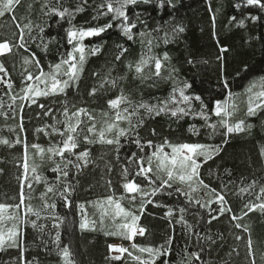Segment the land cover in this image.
I'll return each instance as SVG.
<instances>
[{
	"label": "trees",
	"instance_id": "obj_1",
	"mask_svg": "<svg viewBox=\"0 0 264 264\" xmlns=\"http://www.w3.org/2000/svg\"><path fill=\"white\" fill-rule=\"evenodd\" d=\"M44 2L45 0H22L21 6L16 9L17 17L28 16L34 23L45 27L43 43L35 40L29 43L28 52L18 49L14 50V55L0 58L4 60L10 71L16 92H19L20 73L25 68L33 73L38 72L31 63L24 65V58L30 59V54L35 53L43 70L48 72L49 65L58 63L60 58L72 48L66 36V29L71 25L66 20L57 23L56 18L44 17L40 11ZM101 2L102 0H88L84 10L75 13L72 24L77 27H88L107 23L109 17L98 16L93 20V16L96 15L95 7ZM62 3L74 11L81 4V0H62ZM172 3L174 7L167 5L159 7L156 0L149 4L138 3L129 6V15H138L143 21V25L138 22L137 29L134 30L137 35L129 41L114 26L101 36L85 39L83 43L87 49L99 47L101 51L96 55H91L89 51L83 71L77 83L67 89V96L41 97L38 103L51 107L54 110L53 115L57 119H63L60 112L67 99L75 107L88 108L99 128L107 119L104 113L111 114L107 105L108 99L121 94L133 103L146 102L155 105L168 99L173 87L182 86L184 82L195 81L194 87L186 94H199L202 89H211V94L204 92V100L208 104V108L204 111L209 117L208 121L199 115L201 112L199 101L193 100V111L187 115L178 114V117H173L170 112L148 116L141 109L140 117L143 119V124L136 131L142 141L152 140L155 145L167 141L170 144L201 143L214 148L218 146V154H213L212 158L203 163L199 169V179L203 180L209 189L223 191L233 211L239 215L242 203L249 197L245 193L238 198L235 193L239 188L250 184L253 179L264 181V155H262L264 111H258L251 117L246 115L249 87L255 84L253 92L264 90L261 82V77H264V12L255 6L246 5L244 0H172ZM29 4L32 5L31 10L28 9ZM253 15L260 18L253 21L251 19ZM232 17L236 18L235 21L231 20ZM240 20H244L243 26H239ZM175 27H183L184 31L175 33L173 32ZM13 31L15 29L9 17L0 18V39L11 38ZM139 33L145 35L141 36ZM44 44L47 45L46 49ZM118 46L127 49L120 61L115 60ZM149 48H151L150 52ZM164 53L168 54L169 60L163 62L162 78L141 80L136 77L134 66L142 57L162 58ZM129 64L133 65V70L128 68ZM150 67L154 71V66ZM169 73L171 78H168ZM145 74H150L149 68H145ZM105 77L117 79V86L112 88L106 85L105 89L99 90L95 96H89L92 87H99L100 81ZM225 80L229 84L226 90L221 87ZM4 91L3 85H0V94ZM229 92L232 93L231 96L228 95ZM213 97L222 101L231 98L235 111L234 118L230 119V122L243 119L245 124L251 127H246L243 132L228 135H224L222 128H218L216 133H213L207 125L217 123L220 119L210 111ZM3 100L5 104L9 102L7 96H4ZM42 111L36 105L25 106L22 113L25 129L23 132L19 126L21 113L18 109L15 116L0 115V140L6 139L12 145L0 143V203L18 202L17 177L21 169L17 165L21 162L24 149L22 144L14 143L16 138H26L29 145L38 143L45 148L50 143L60 140L58 135L45 136L43 132L36 131L37 128L53 123L51 116H37V113ZM136 119L133 117L134 123ZM62 126L58 125V127ZM121 127L127 128V122L121 123ZM48 131L51 132V129L49 128ZM130 135L135 138V133ZM121 143L123 148L118 154V160L114 146L99 143L87 145L86 147L91 151L92 163L75 176L72 205L66 207L62 201H56L57 206L54 211L63 221L59 228L60 247L69 246L75 264H134L125 255L121 261L108 259L107 257L113 255L109 253L108 245L126 246L133 242L140 246L157 247L169 236L173 237L171 252L160 257L156 264H165V262L181 264L182 259H186L185 248L189 251H199L200 247L204 248L202 258L207 264H249L250 259H255L256 264H264L262 258L264 257V214L254 212L243 217L240 223L249 228V232H244L235 228L236 222L230 219V214L225 213L209 223L207 210L191 204L184 213L185 220L193 225V232H199L201 237L212 238L211 241L198 242L195 235L189 236L181 224L175 223L179 218L178 208L183 206L184 198L175 193L168 196L166 191L153 197V200L160 205L177 209L171 223L169 218L165 217L166 207L146 204L139 220V226L146 229L144 236L137 235L133 241H128L120 236L108 235V232L116 230L118 224L111 223L109 219L100 222L101 216L96 211L99 201L111 195L126 209L137 211L139 208V199L132 202L121 186L125 182L121 176L122 167L125 166L130 152H139V149L126 138H121ZM151 151L152 149H146V152ZM29 156L30 162L39 166L38 173L46 177L49 183L53 182L55 180V174L51 172L53 165L47 156L41 160L31 148ZM199 159L203 161L204 157ZM108 166H111V172L107 170ZM132 167L135 168V165ZM225 184H228L227 189L222 188ZM143 186L145 190H150L146 181L143 182ZM44 191L43 181L33 184L30 201L33 207H41L40 194ZM48 195L52 196L51 193ZM194 197H205V190L201 188L194 193ZM208 198L214 199V197H205ZM81 205L83 212L79 207ZM212 207L218 208V205L213 204ZM137 214L140 215L139 211ZM85 216L89 221H95L94 230L91 227L80 228ZM32 219L36 218L32 217ZM54 223L59 221L42 215L41 219L37 220V224L44 226L43 231L31 225L24 229V256L32 261V264H65L53 242L57 231L53 227ZM238 234L245 239L251 237L255 249L254 257L247 256L244 240L235 239ZM19 254L20 250L17 248L0 251V264H19Z\"/></svg>",
	"mask_w": 264,
	"mask_h": 264
},
{
	"label": "snow or ice",
	"instance_id": "obj_2",
	"mask_svg": "<svg viewBox=\"0 0 264 264\" xmlns=\"http://www.w3.org/2000/svg\"><path fill=\"white\" fill-rule=\"evenodd\" d=\"M152 2L153 0H102L95 7L96 15L93 16V20L97 19L98 16H104L109 17L108 22L97 26L77 27L72 24V19H74L75 13L84 10V7L88 4V0H81V4L74 11L69 7H65L62 0H45L40 9L44 17L49 19L56 18L57 23L66 20L71 25V27L66 29L67 41L72 45L71 50L67 51L58 63L49 65L48 72L43 70V66L40 64L35 53L30 54V59L28 57L24 58V65L31 63L38 72L33 73L25 68L20 73L19 92L14 91L15 85L10 71L6 67L4 60L0 59V85H3L5 89L0 94V115H4L5 117L15 116L18 109L21 113V123L19 126L23 132L25 131L22 115L24 108L25 106L31 107L32 105H36L43 110L42 113H37V116H51L53 120L51 125L46 124L42 128H37L36 131L43 132L45 136L58 135L60 137V140L50 143L47 148L38 143L29 145L26 138L21 139L17 137L14 141L15 144H22L24 149L21 162L17 165L21 169L17 177L19 182L18 202L0 203V251L6 250V248L19 249V264H32V261L27 260L24 256V229L31 225V227L40 228L43 231L44 226L37 224V220L41 219L42 215L45 218L59 221V223L53 224V227L57 229L53 242L56 244L59 255L65 264H75L69 246L60 247L59 228L63 221L56 215L54 210L57 206V200L62 201L66 207L72 205V196L75 192L76 183L75 176L83 168L92 163L91 151L86 146L96 143L114 146L117 160L119 159L118 154L123 148L121 138L128 139L130 143H133L139 149V152H130L125 166L122 167L121 176L125 182L121 186L132 202H136L139 199L137 211H139L140 215L137 214V211L126 209L118 199L109 195L100 207V222L103 223V218L106 215H111L113 218L120 217L124 222L118 224L115 231L108 232V235L120 236L128 241L134 240L137 235L144 236L146 229L139 226V220L145 210L146 204L166 207L165 217L169 218L171 223L177 209H173L167 205H160L157 201L153 200V197L165 191L168 196H172L175 193L184 198L182 202L183 206L178 208L179 218L175 220V223L181 224L187 230L189 236L195 235L198 242L202 240L211 241L212 238L201 237L199 232H193V225L185 220L184 213L191 204L198 205L200 208L207 210L209 223L223 216L225 213L230 214V219L236 222L234 224L235 228L242 229L244 232H249V228L240 223L243 217L254 212L264 214V181L253 179L250 184L239 188L238 192L235 193L238 198L245 193L249 197L244 200L240 208V214L237 215L223 191L209 189V186L199 179V169L203 163L212 158L213 154H218V146L214 148L211 145L201 143L170 144L167 141L163 144L155 145L152 140L145 142L139 138V133L136 130L143 124V119L140 117L141 109L148 116L153 114L158 116L161 112H170L173 117H178V114L187 115L192 112V101L195 100L200 103L201 112L199 115L208 121L209 117L204 111V109L208 108V104L204 100V92L211 94V89H202L199 94H186L189 89L194 87L195 81L191 83L184 82L182 86L173 87L169 98L155 105L146 102L133 103L123 94L108 99L107 105L111 110V114L109 112L104 113L107 119L99 128L97 127L95 117L88 108L75 107L67 99H65L62 111L60 112L63 119H57L53 115L54 110L51 107L38 103L41 97L67 96V89L77 83L83 71L86 55L89 54V51L91 55H96L101 51L99 47L87 49L83 43L85 39L101 36L115 26L127 40L131 41L137 35V32L134 30L137 29L138 22L143 25V21L140 20L138 15H129V6ZM244 2L246 5L255 6L264 12V0H244ZM21 4L22 0H0V18L8 16L15 29L12 32L11 38L0 39V58L14 55V50L18 49L28 52L29 43L35 40H40L43 43L45 27L34 23L28 16L17 17L16 9ZM156 4L159 7H164L165 5L174 7L172 0H156ZM31 8L32 5L29 4L28 9L31 10ZM259 18L255 15L251 16L253 21ZM235 19V17L231 18L233 21ZM212 22L214 26V16ZM238 24L239 26H243L244 20L238 21ZM183 31V27H175L173 29L175 33ZM139 34L141 36L145 35V33ZM149 44H151V41H149ZM43 46L45 49L47 48L46 44ZM150 51L151 48H149ZM126 52V48L118 46V54L115 56V60L120 61ZM168 60L167 53H164L162 58L156 56L142 57L134 66L136 77L141 80L162 78V71L164 70L163 62ZM189 63H192V61H189ZM150 66H154V71L151 70ZM128 68L133 70V65L129 64ZM145 68L150 69V74H145ZM94 75L97 74L94 73ZM168 78H171V73H169ZM120 79H123V77H120ZM261 82L262 89H264V77H261ZM117 83V79L105 77L100 81L99 87H92L88 95L95 96L99 90H104L106 85L115 88ZM221 87L225 90L228 89V82L225 80L221 84ZM254 88L255 84H252L248 89L250 95L246 115L249 117L255 116L258 111H264V90L253 92ZM228 95L231 96L232 93L229 92ZM4 96L8 97L9 102L7 104L4 103ZM73 108L75 110H72ZM4 109L7 110L5 111ZM210 111L212 115L220 118L217 123H208L207 125L212 129L213 133H216L218 128H222L224 129V135H228L234 132H243L246 127H251V125H246L243 119L230 122L235 107L233 106L230 111L226 103L215 97H213ZM133 117L137 118L135 123L133 122ZM123 122H127V128L121 127V123ZM58 125L63 126L58 127ZM49 128L51 132L48 131ZM131 133H135V138L130 135ZM153 135H155V129H153ZM0 143L12 146L6 139L0 140ZM166 147L170 151H165ZM30 148L35 150L36 155H39L41 160H44V157L47 156V159L53 165L51 168V172L55 174L53 182L49 183L46 177L38 173L39 166L34 162H30ZM146 149H152V151L146 152ZM262 155H264V152H262ZM200 157H204V160L201 161ZM132 165H135V168ZM107 170L111 172V166H108ZM41 181L45 183V191L40 194L41 207L35 208L30 203L33 184L40 183ZM144 181L147 182L150 190H145L143 186ZM109 183L111 182L109 181ZM229 183L231 182L229 181ZM201 188L205 190V197H214V199L194 197V193ZM222 188L227 189L228 184L223 185ZM49 193L52 194L51 197H49ZM213 204L218 205V208H213ZM79 207L83 212V206ZM107 209H111V211L109 212ZM32 217L36 219H32ZM94 226L95 221H89L86 216L80 223L81 229L91 227L94 230ZM235 239L237 241H245L246 254L249 258L255 256V249L250 236L245 239V237L238 234L235 236ZM172 242L173 237L169 236L163 244L157 247L140 246L132 243L130 246L132 250L123 245L109 244V253L118 254L110 255L107 258L113 261H121L124 258V254H127V257L134 264H156V261L160 257L170 254ZM184 251L186 259H182L181 264H207L202 258L203 247H200L199 251H189L187 248ZM233 251H236V249H233ZM134 252L140 254L137 255ZM143 254H147V256L144 257ZM249 264H256L255 259H250Z\"/></svg>",
	"mask_w": 264,
	"mask_h": 264
},
{
	"label": "rangeland",
	"instance_id": "obj_3",
	"mask_svg": "<svg viewBox=\"0 0 264 264\" xmlns=\"http://www.w3.org/2000/svg\"><path fill=\"white\" fill-rule=\"evenodd\" d=\"M255 92H257V91H255ZM224 103H226L228 106H229V110L231 111L232 110V107L234 106V104H233V102H232V99L231 98H229V99H227V100H225V101H223ZM234 118V112H233V116L230 118L231 120ZM235 122V121H234ZM165 151H170V149L169 148H165ZM103 202H104V200L103 201H99L98 203H97V205H96V211H98L99 212V214H100V216H101V211H100V207H101V205L103 204ZM106 207V206H105ZM113 208H114V206H113ZM109 212L111 211V209H107ZM105 219H109L108 221H111V223H117V224H120V223H122V222H124L123 221V219L122 218H120V217H115V218H113L111 215H106V216H104V218H103V220H105ZM133 241V240H132ZM133 243V242H132ZM132 243H130V244H128V245H126L125 247H129V249L131 248L130 246H131V244ZM117 245H122V244H117ZM124 246V245H123ZM131 250V249H130ZM113 255H116V254H118V253H112ZM134 254H137V255H139L140 253H138V252H134ZM125 256H127V254H124ZM144 255V254H143ZM147 255V254H146Z\"/></svg>",
	"mask_w": 264,
	"mask_h": 264
}]
</instances>
